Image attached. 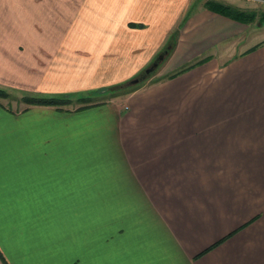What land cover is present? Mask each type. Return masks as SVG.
<instances>
[{
  "label": "crops",
  "instance_id": "obj_1",
  "mask_svg": "<svg viewBox=\"0 0 264 264\" xmlns=\"http://www.w3.org/2000/svg\"><path fill=\"white\" fill-rule=\"evenodd\" d=\"M208 1L241 7L0 0V89L28 95L102 94L176 35L125 110L0 103V264H264V24Z\"/></svg>",
  "mask_w": 264,
  "mask_h": 264
},
{
  "label": "trees",
  "instance_id": "obj_2",
  "mask_svg": "<svg viewBox=\"0 0 264 264\" xmlns=\"http://www.w3.org/2000/svg\"><path fill=\"white\" fill-rule=\"evenodd\" d=\"M205 7L212 12H215L217 14H220L222 16L228 17L232 20H235V21H238L244 24H250L254 22L255 20L256 13L254 12L253 13L245 12L235 7L226 6L221 3L214 2V1L206 2ZM258 20L260 24H264V13L260 15ZM175 43H176V35H173L171 36L167 44V46H170V50L167 52L168 55L163 60V62L160 64V66L155 70V72L162 66V64L167 59V57L172 53ZM189 68L190 67L181 69L167 76L166 78H163L162 80L173 79L174 77H176L177 75L181 74L182 72H184L185 70ZM155 72H153L151 76ZM120 86L121 85H117V86H112V87L107 88L106 91L102 93L104 95L98 92V94H87L86 96H80V95H75V94L74 95L59 94V95H50V96H41V95L40 96H26L22 98V102L26 104L27 106L51 107L59 111L63 110L65 107H72L75 110H82V109H86L88 107L97 105L98 102L96 101L98 98L109 97L108 96L109 94L113 95L114 97L115 94L121 90L119 88ZM125 89H122V90H125ZM6 96L7 94L3 90H0V98H5Z\"/></svg>",
  "mask_w": 264,
  "mask_h": 264
},
{
  "label": "rangeland",
  "instance_id": "obj_3",
  "mask_svg": "<svg viewBox=\"0 0 264 264\" xmlns=\"http://www.w3.org/2000/svg\"><path fill=\"white\" fill-rule=\"evenodd\" d=\"M221 1H223V0H221ZM226 1H229V2H232L233 4H237V5H241V7H236L235 5H231V6H234L235 8H237V9H240V10H242V11H245V12H249V13H256V15H255V20H254V22L253 23H251V28H256L259 24V20H258V18L260 17V15L262 14V13H264V5H261V4H258V3H250V2H243V1H241V0H226ZM254 37H253V39H252V41L251 42H248V43H252L253 41H258L260 38H262L263 37V39H264V25L261 27V29L259 30V32L258 33H256L255 35H253ZM247 43V44H248ZM168 44V43H167ZM167 46V45H166ZM165 48H167V47H165ZM164 50H166V49H164ZM163 50V51H164ZM168 55V54H167ZM166 55V56H167ZM166 56H165V58H166ZM169 57V56H168ZM167 57V58H168ZM164 58V59H165ZM163 62V61H162ZM161 62V63H162ZM160 63V64H161ZM152 64V63H151ZM150 64V65H151ZM164 64V63H163ZM163 64H162V66L151 76H148L146 79L147 80H144L143 82H141L140 84H138V85H136V86H132V87H130V88H127V89H125V90H120V91H118L116 94H115V96L113 97V95H108L109 97H105V98H98L97 99V101L96 102H101V101H105V100H110V99H112L113 98V106L116 108V107H120V108H122V110H125L124 109V106L126 105V103L123 101L125 98H124V95H127L129 92H133V91H136V90H142V89H144V88H146V87H148L149 85H151L152 83H156L157 81H159V80H161V79H159V78H161L163 75H161L162 74V67H163ZM149 65V66H150ZM148 66V67H149ZM160 66V65H159ZM158 66V67H159ZM147 67V68H148ZM146 69V68H145ZM145 69H143V70H141L136 76H135V78L136 77H139L141 74H142V72L145 70ZM160 74V76H158ZM133 79V78H132ZM163 79V78H162ZM127 84V82L126 83H123V85L122 84H119V85H121V86H124V85H126ZM113 86H117V85H113ZM120 86V87H121ZM110 87H112V86H110ZM119 87V88H120ZM0 90H3L6 94H7V96L5 97V98H0V103L7 109V110H9V111H12L13 113H18V112H16L17 110H20V109H23V108H25V105L24 104H22L21 102H22V98L23 97H25V96H40V94H32V95H28L27 93H24L23 91L21 92V91H18V90H15V89H13L12 87H6V88H4V87H1V89ZM106 90H104V92H105ZM98 92L99 91H97V92H95V93H93V94H98ZM87 94H85V96H86ZM41 96H50V95H41ZM69 108H72V107H65V109H69ZM24 110V109H23ZM40 119V118H39ZM88 200H95V203H96V205H100V203H101V205H103V206H106V205H112L113 206V197H101V198H87ZM72 215V214H71ZM102 215H105V214H102ZM106 215H109V214H106ZM70 219H71V217H70Z\"/></svg>",
  "mask_w": 264,
  "mask_h": 264
},
{
  "label": "water",
  "instance_id": "obj_4",
  "mask_svg": "<svg viewBox=\"0 0 264 264\" xmlns=\"http://www.w3.org/2000/svg\"><path fill=\"white\" fill-rule=\"evenodd\" d=\"M170 50V46H167L166 50H164L161 54H159L152 64L146 68L139 77L133 78L132 80L128 81L126 85L121 86L120 89L129 88L132 86H136L146 80L148 76H150L160 65V63L164 60L167 52Z\"/></svg>",
  "mask_w": 264,
  "mask_h": 264
},
{
  "label": "built area",
  "instance_id": "obj_5",
  "mask_svg": "<svg viewBox=\"0 0 264 264\" xmlns=\"http://www.w3.org/2000/svg\"><path fill=\"white\" fill-rule=\"evenodd\" d=\"M241 1L250 2V3H258L261 5H264V0H241Z\"/></svg>",
  "mask_w": 264,
  "mask_h": 264
}]
</instances>
